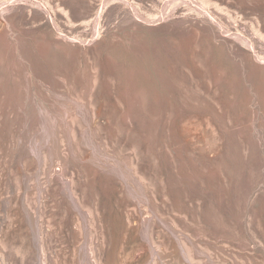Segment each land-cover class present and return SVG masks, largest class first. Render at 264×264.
<instances>
[{"label":"rangeland","instance_id":"1","mask_svg":"<svg viewBox=\"0 0 264 264\" xmlns=\"http://www.w3.org/2000/svg\"><path fill=\"white\" fill-rule=\"evenodd\" d=\"M0 264H264V0H0Z\"/></svg>","mask_w":264,"mask_h":264},{"label":"bare ground","instance_id":"2","mask_svg":"<svg viewBox=\"0 0 264 264\" xmlns=\"http://www.w3.org/2000/svg\"><path fill=\"white\" fill-rule=\"evenodd\" d=\"M66 186V185H65ZM73 190V189H72ZM75 197V196H74ZM79 203V202H78ZM80 205V204H79Z\"/></svg>","mask_w":264,"mask_h":264}]
</instances>
